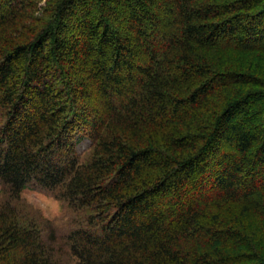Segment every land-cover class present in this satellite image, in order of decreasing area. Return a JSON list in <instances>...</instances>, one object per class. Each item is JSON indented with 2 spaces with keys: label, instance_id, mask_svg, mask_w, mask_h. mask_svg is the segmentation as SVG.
I'll use <instances>...</instances> for the list:
<instances>
[{
  "label": "trees",
  "instance_id": "obj_1",
  "mask_svg": "<svg viewBox=\"0 0 264 264\" xmlns=\"http://www.w3.org/2000/svg\"><path fill=\"white\" fill-rule=\"evenodd\" d=\"M41 2L0 0V264H264V0Z\"/></svg>",
  "mask_w": 264,
  "mask_h": 264
},
{
  "label": "rangeland",
  "instance_id": "obj_2",
  "mask_svg": "<svg viewBox=\"0 0 264 264\" xmlns=\"http://www.w3.org/2000/svg\"><path fill=\"white\" fill-rule=\"evenodd\" d=\"M44 2L42 0L41 4ZM89 141L87 138H82L78 141L76 148L79 152H86L88 150ZM4 196L0 193V201L4 200ZM24 212L39 215L43 219L51 220L58 227H63L70 220L71 211L67 206L63 205L61 201L36 190L32 187L23 189L21 193Z\"/></svg>",
  "mask_w": 264,
  "mask_h": 264
}]
</instances>
